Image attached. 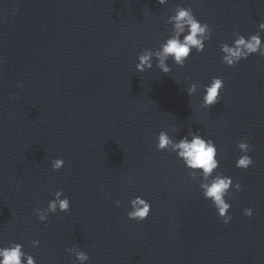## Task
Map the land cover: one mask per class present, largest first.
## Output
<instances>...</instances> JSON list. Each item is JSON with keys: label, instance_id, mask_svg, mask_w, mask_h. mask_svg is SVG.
<instances>
[{"label": "water", "instance_id": "obj_1", "mask_svg": "<svg viewBox=\"0 0 264 264\" xmlns=\"http://www.w3.org/2000/svg\"><path fill=\"white\" fill-rule=\"evenodd\" d=\"M177 5L212 26L205 51L183 68L169 61L167 76L155 64L136 72L138 53L163 42ZM261 22L264 0H0V245L22 243L36 264H75L69 247L88 264H238L264 204V57L229 68L220 44ZM213 77L223 78L221 100L203 109ZM191 82L201 88L189 97ZM189 128L215 142L219 170L243 187L227 200V226L199 178L155 151L161 130L177 140ZM241 140L252 148L247 171L235 167ZM56 158L64 167L53 172ZM57 190L70 212L40 223L35 209ZM136 196L151 204L142 223L126 217Z\"/></svg>", "mask_w": 264, "mask_h": 264}, {"label": "clouds", "instance_id": "obj_2", "mask_svg": "<svg viewBox=\"0 0 264 264\" xmlns=\"http://www.w3.org/2000/svg\"><path fill=\"white\" fill-rule=\"evenodd\" d=\"M170 0H157L160 6H165ZM166 24L169 26L167 37L158 47L145 48L137 55L135 70L138 73L150 71L155 67L163 74L169 75L171 67L169 61L179 68L185 67L193 52L202 54L205 51L206 43L211 39L213 28L206 22L200 21L194 14L191 6L177 5L173 14L170 15ZM264 22L257 26L255 34L245 36L238 30L233 32L231 43H221V63L232 68L241 61L247 60L253 55L264 57ZM201 85L191 82L184 90L189 97L194 96ZM224 90L222 77H213L207 85L202 88L200 107L210 109L220 103L221 93ZM18 99V97H11ZM175 131V129H172ZM241 155L235 161L237 169L247 171L254 165L249 155L251 145L246 140L237 144ZM155 151L175 154L177 160L181 161L190 180L199 178L198 184L202 198L209 202L225 226L232 220L229 214L231 204L227 200L234 199L233 193L243 191L239 182L234 183L233 179L225 176L220 169L221 157L219 156L215 142L206 138L199 130L193 131L189 128L187 135L174 140L168 131L161 130L156 137ZM64 167V160L56 158L51 161V169L58 172ZM133 179L128 178L127 185L131 187ZM115 206L120 207V201H115ZM130 210L126 213L129 221L142 223L148 219L151 211V204L141 196H136L129 201ZM70 200L62 190L54 193L53 199L49 200L47 207L36 208L35 215L40 223L47 224L50 215L57 212L68 214L70 212ZM243 215L251 218L253 210L245 208ZM31 248H38L39 241L29 242ZM74 257L75 264H88L90 257L78 247H69L65 250ZM0 264H36L35 257L24 251V245L19 242H9L7 245H0Z\"/></svg>", "mask_w": 264, "mask_h": 264}]
</instances>
